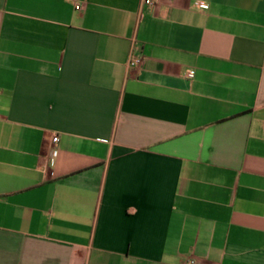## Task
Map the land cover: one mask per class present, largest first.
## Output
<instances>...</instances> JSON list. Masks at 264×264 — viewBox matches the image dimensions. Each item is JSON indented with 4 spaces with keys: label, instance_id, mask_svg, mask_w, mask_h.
<instances>
[{
    "label": "crops",
    "instance_id": "1",
    "mask_svg": "<svg viewBox=\"0 0 264 264\" xmlns=\"http://www.w3.org/2000/svg\"><path fill=\"white\" fill-rule=\"evenodd\" d=\"M154 1L0 0V264H264V0Z\"/></svg>",
    "mask_w": 264,
    "mask_h": 264
},
{
    "label": "built area",
    "instance_id": "2",
    "mask_svg": "<svg viewBox=\"0 0 264 264\" xmlns=\"http://www.w3.org/2000/svg\"><path fill=\"white\" fill-rule=\"evenodd\" d=\"M145 3H148V4H155V1L154 0H143ZM76 8L77 9H80L82 8L81 4H77L76 5ZM143 58L140 57V56H132L130 57L129 61H128V65L130 67H141L142 64H143ZM60 140V137L59 135L56 133L54 134L52 137H51V147L54 148L56 146V144L59 142ZM188 262H190L191 264H194L195 263V260L193 259H188Z\"/></svg>",
    "mask_w": 264,
    "mask_h": 264
}]
</instances>
